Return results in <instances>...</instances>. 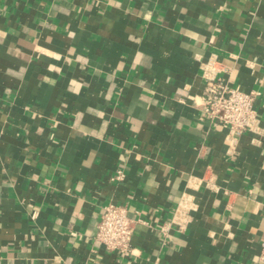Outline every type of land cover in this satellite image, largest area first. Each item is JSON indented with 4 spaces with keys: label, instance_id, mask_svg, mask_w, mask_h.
Listing matches in <instances>:
<instances>
[{
    "label": "crops",
    "instance_id": "1",
    "mask_svg": "<svg viewBox=\"0 0 264 264\" xmlns=\"http://www.w3.org/2000/svg\"><path fill=\"white\" fill-rule=\"evenodd\" d=\"M211 58L264 123V0H0V264H264V138L202 113Z\"/></svg>",
    "mask_w": 264,
    "mask_h": 264
},
{
    "label": "built area",
    "instance_id": "2",
    "mask_svg": "<svg viewBox=\"0 0 264 264\" xmlns=\"http://www.w3.org/2000/svg\"><path fill=\"white\" fill-rule=\"evenodd\" d=\"M202 65L205 80L202 113L215 127L226 129L230 137L254 134L264 138V123L256 108L261 94L257 91L244 92L231 86L220 76L222 70L215 58ZM124 175V171L119 170L112 179L121 181ZM191 198L187 196L175 214L176 224L181 229L193 219L192 212L196 208ZM165 230L164 228L163 231ZM133 235L134 221L130 218L127 207L113 203L107 205L98 224L97 242L109 252L131 256ZM261 250L260 260L264 262V240Z\"/></svg>",
    "mask_w": 264,
    "mask_h": 264
}]
</instances>
